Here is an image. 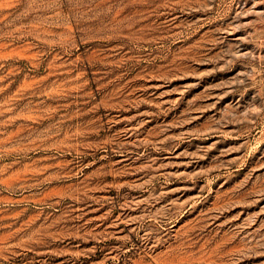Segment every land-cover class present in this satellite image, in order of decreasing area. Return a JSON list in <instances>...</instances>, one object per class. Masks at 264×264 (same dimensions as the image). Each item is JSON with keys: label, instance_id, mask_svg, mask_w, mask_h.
<instances>
[{"label": "rangeland", "instance_id": "374dc122", "mask_svg": "<svg viewBox=\"0 0 264 264\" xmlns=\"http://www.w3.org/2000/svg\"><path fill=\"white\" fill-rule=\"evenodd\" d=\"M0 264H264V0H0Z\"/></svg>", "mask_w": 264, "mask_h": 264}]
</instances>
